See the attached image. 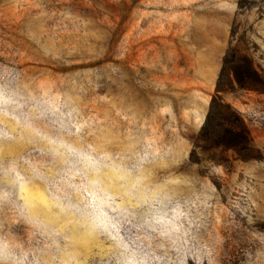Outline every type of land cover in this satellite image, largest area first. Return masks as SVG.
Listing matches in <instances>:
<instances>
[{
	"label": "rangeland",
	"instance_id": "1",
	"mask_svg": "<svg viewBox=\"0 0 264 264\" xmlns=\"http://www.w3.org/2000/svg\"><path fill=\"white\" fill-rule=\"evenodd\" d=\"M231 51L264 0H0V264H264V93L195 144Z\"/></svg>",
	"mask_w": 264,
	"mask_h": 264
},
{
	"label": "trees",
	"instance_id": "2",
	"mask_svg": "<svg viewBox=\"0 0 264 264\" xmlns=\"http://www.w3.org/2000/svg\"><path fill=\"white\" fill-rule=\"evenodd\" d=\"M236 91L264 93V82L250 60L236 51L226 54L195 144L221 148L241 161L255 159L251 136L236 110L223 100Z\"/></svg>",
	"mask_w": 264,
	"mask_h": 264
}]
</instances>
